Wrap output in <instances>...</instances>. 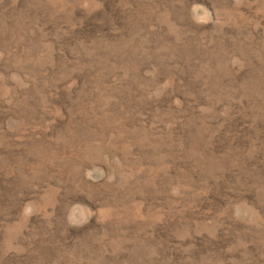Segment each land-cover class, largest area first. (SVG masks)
<instances>
[{"label": "rangeland", "instance_id": "1", "mask_svg": "<svg viewBox=\"0 0 264 264\" xmlns=\"http://www.w3.org/2000/svg\"><path fill=\"white\" fill-rule=\"evenodd\" d=\"M0 264H264V0H0Z\"/></svg>", "mask_w": 264, "mask_h": 264}]
</instances>
